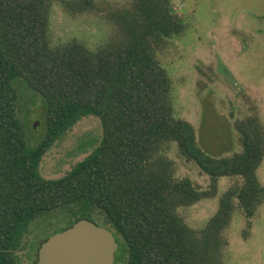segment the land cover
I'll use <instances>...</instances> for the list:
<instances>
[{"label":"trees","instance_id":"obj_1","mask_svg":"<svg viewBox=\"0 0 264 264\" xmlns=\"http://www.w3.org/2000/svg\"><path fill=\"white\" fill-rule=\"evenodd\" d=\"M53 2L0 0V264H21L29 225L63 209L72 216L52 234L93 220L113 230L118 243L121 237L123 264H230L226 230L237 207L251 228L264 203L263 122L253 114L239 119L242 150L215 156L199 143L195 126L175 115L173 80L158 59L185 30L172 0H61L74 14L103 8L115 23L116 33L96 48L77 39L52 45ZM19 81L47 101V129L36 145L19 114ZM90 114L102 121L99 144L62 177H44L45 154ZM171 143L210 175L209 188L177 176ZM221 176L242 183L222 195L204 227L193 228L180 209L216 196ZM48 237L37 243L36 264Z\"/></svg>","mask_w":264,"mask_h":264},{"label":"rangeland","instance_id":"obj_2","mask_svg":"<svg viewBox=\"0 0 264 264\" xmlns=\"http://www.w3.org/2000/svg\"><path fill=\"white\" fill-rule=\"evenodd\" d=\"M97 3L131 5L133 0H95ZM183 16L184 32L169 41L158 59L173 80L175 115L190 121L202 147L215 156L242 150L235 123L246 115H257L264 124V0H172ZM115 23L104 9L71 13L61 0H54L50 38L54 47L77 39L96 48L116 33ZM19 114L30 144H38L47 129V101L19 81ZM103 136L100 117H82L43 157L41 174L46 178L65 175L89 155ZM169 156L176 163L177 176L189 177L207 189L210 175L181 155L171 143ZM264 184V160L258 169ZM242 183L240 176H221L217 195L182 207L181 214L193 228L200 229L218 211L222 195ZM70 210H58L37 218L29 225L18 251L21 264H36L37 243L66 225ZM97 216V214H96ZM248 236H245V233ZM225 258L230 264H264V203L248 227L237 207L226 230ZM114 264L121 262L126 247L119 237Z\"/></svg>","mask_w":264,"mask_h":264},{"label":"water","instance_id":"obj_3","mask_svg":"<svg viewBox=\"0 0 264 264\" xmlns=\"http://www.w3.org/2000/svg\"><path fill=\"white\" fill-rule=\"evenodd\" d=\"M119 248L110 228L83 218L45 240L37 264H114Z\"/></svg>","mask_w":264,"mask_h":264}]
</instances>
